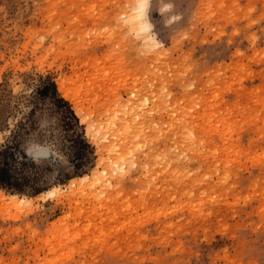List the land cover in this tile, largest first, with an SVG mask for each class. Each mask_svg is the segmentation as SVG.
I'll return each mask as SVG.
<instances>
[{"label": "rangeland", "instance_id": "374dc122", "mask_svg": "<svg viewBox=\"0 0 264 264\" xmlns=\"http://www.w3.org/2000/svg\"><path fill=\"white\" fill-rule=\"evenodd\" d=\"M135 1L0 0V148L45 78L78 124L47 104L20 135L61 195L0 202V264H264V0H148L147 32Z\"/></svg>", "mask_w": 264, "mask_h": 264}, {"label": "trees", "instance_id": "16d2710c", "mask_svg": "<svg viewBox=\"0 0 264 264\" xmlns=\"http://www.w3.org/2000/svg\"><path fill=\"white\" fill-rule=\"evenodd\" d=\"M31 101L33 106L28 115L16 125V130L11 137V141L0 148V189L22 193L25 187H29V191L35 196L45 189H42L41 186L37 184L36 177H32V175L28 174V171L30 169H35L36 166L23 152L21 153L19 151L20 135L29 134L28 132L33 127L31 120L35 114V110L41 109L40 106H45L47 104H49L52 107L51 109L60 117L67 130L74 132L78 124L77 118L70 109V106L59 97L54 83L48 78L40 81V84L33 92ZM70 138L74 156L79 160L87 156L86 163L88 165L89 158L87 154L89 146L80 135H72ZM15 150H18V152L15 153Z\"/></svg>", "mask_w": 264, "mask_h": 264}, {"label": "bare ground", "instance_id": "6f19581e", "mask_svg": "<svg viewBox=\"0 0 264 264\" xmlns=\"http://www.w3.org/2000/svg\"><path fill=\"white\" fill-rule=\"evenodd\" d=\"M135 3H136L135 6L133 5L134 7L132 8V10L130 11V13L128 15V22L133 28H135L139 31L147 32L150 29V24L147 20L148 0H136ZM149 36L150 35H148V37H147V41L151 45L157 46L158 43L156 42V40L153 39L152 37H149ZM58 84L61 87V90L65 89V81L59 80ZM63 97L66 100H69L70 102H72V104L74 105V108L76 110L77 115L82 118V121H85L86 116L82 115L83 113H81L82 109H81L80 104L73 98V96L70 94V92L64 91ZM129 124H130L129 120L124 119V118H122L119 121H117L116 119H110L106 123V127H107L106 129L107 130L99 132L102 135V137H101L102 142H105V141L107 142L106 147H108L109 150H114V148L117 146V140H119V136L121 135V131L124 128H128ZM87 176L81 177L78 180H80V182H81L85 178H87ZM78 180H76V181H78ZM76 183H78V182H76ZM71 184L75 185V181H73V182L71 181ZM76 185H78V184H76ZM60 190L61 189H59V188H52V189L46 190V191L42 192L41 194L37 195L34 199L17 198L16 196H10L8 199H6V197H4L2 194H0V202L5 203L6 205H26L27 206V205L33 204V200H40L43 197L55 195L56 193H60L59 192ZM60 195H61V193H60ZM6 202H8V203H6Z\"/></svg>", "mask_w": 264, "mask_h": 264}]
</instances>
